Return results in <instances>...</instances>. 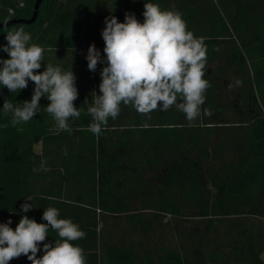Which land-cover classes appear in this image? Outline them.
I'll use <instances>...</instances> for the list:
<instances>
[{
  "label": "trees",
  "instance_id": "obj_1",
  "mask_svg": "<svg viewBox=\"0 0 264 264\" xmlns=\"http://www.w3.org/2000/svg\"><path fill=\"white\" fill-rule=\"evenodd\" d=\"M34 2L0 0V22L29 18ZM144 3L179 12L203 40L201 114L189 122L175 105L146 116L121 104L95 135L84 101L100 94L106 63L89 71L87 49L103 59L105 17L124 22L128 12L142 23ZM21 27L44 49L37 71L74 73L81 114L60 130L42 97L31 120L12 126L4 101H30L34 84L17 93L0 85V223H47L43 211L54 207L86 233L71 241L86 264H264V0H42L34 22L0 27V46ZM24 203L33 208L22 212ZM57 239L49 228L37 258Z\"/></svg>",
  "mask_w": 264,
  "mask_h": 264
},
{
  "label": "clouds",
  "instance_id": "obj_2",
  "mask_svg": "<svg viewBox=\"0 0 264 264\" xmlns=\"http://www.w3.org/2000/svg\"><path fill=\"white\" fill-rule=\"evenodd\" d=\"M143 7L142 23L128 12L124 22H118L115 16L105 17L101 31L103 59L94 44L87 49L89 71L95 72L98 63H106L100 71V94L92 92L91 104L87 99L84 101L92 117L89 130L95 135L101 133L109 118L118 117L121 104L130 105L146 116L175 105L189 122L201 114L204 93L209 87L203 78L206 65L203 40L187 30L179 12L161 10L154 3H144ZM5 39L7 44L0 46V50L9 58L0 59V85L17 93L27 88L29 80L34 84L30 101L16 105L4 101L3 111L11 113V125L31 120L40 108V99L46 97L50 103L45 111L60 130L67 131L69 120L81 114L80 108L74 106L78 98L74 73L52 64L45 65L42 72L37 71L44 49L29 44L32 37L22 27L8 31ZM204 115L210 116L211 111L205 109ZM27 200L31 201V197ZM20 208L26 213L33 206L24 203ZM42 220L47 223L21 216L14 230L9 226L10 219L0 223V264H9L21 255L31 264H86L83 249L71 243L85 238L86 233L70 219L59 218V210L54 207L43 211ZM49 228L59 239L54 246L43 243V255L37 258L39 245L46 240Z\"/></svg>",
  "mask_w": 264,
  "mask_h": 264
},
{
  "label": "water",
  "instance_id": "obj_3",
  "mask_svg": "<svg viewBox=\"0 0 264 264\" xmlns=\"http://www.w3.org/2000/svg\"><path fill=\"white\" fill-rule=\"evenodd\" d=\"M42 3V0H35L34 5H33V10L32 14L29 18H13L7 21L0 22V27H6L8 25H11L13 23H25V24H30L35 21L39 7Z\"/></svg>",
  "mask_w": 264,
  "mask_h": 264
},
{
  "label": "rangeland",
  "instance_id": "obj_4",
  "mask_svg": "<svg viewBox=\"0 0 264 264\" xmlns=\"http://www.w3.org/2000/svg\"><path fill=\"white\" fill-rule=\"evenodd\" d=\"M35 151H39L40 150V144H36L35 147H34Z\"/></svg>",
  "mask_w": 264,
  "mask_h": 264
}]
</instances>
